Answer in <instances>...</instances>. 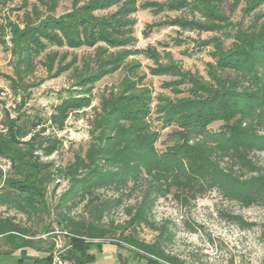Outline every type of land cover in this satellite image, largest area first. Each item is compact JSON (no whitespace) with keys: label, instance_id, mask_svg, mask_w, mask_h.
<instances>
[{"label":"trees","instance_id":"trees-1","mask_svg":"<svg viewBox=\"0 0 264 264\" xmlns=\"http://www.w3.org/2000/svg\"><path fill=\"white\" fill-rule=\"evenodd\" d=\"M239 1L233 0L231 6ZM241 1L245 14L264 5V0ZM41 2L47 5L49 14L37 22L25 15L22 27L13 22L0 25V42L6 46L5 34L9 35L10 47L6 50L15 56V77H3L10 81L13 92L30 88L24 78L33 71L35 60L46 68L49 79L71 71L75 89L53 108L51 126L62 131L71 113L90 106L91 91L97 82L122 68L126 74L102 95L84 154H75L73 161L62 167L53 168L52 161H41L57 152L62 143L55 136H44V128L32 133L41 125L40 118L24 114L10 118L3 109L2 121L8 130L0 136V155L9 159L11 169L4 180L0 172V208L13 209L29 221L35 220L42 226V234L51 239H36L35 228L23 226L13 216L0 215V242L7 248L4 255L17 253L25 257L31 251L36 254L32 264H54V229L44 225L42 216L49 214L47 185L55 178L68 183L63 203L72 200L74 206L85 202L90 216L73 220L62 215L56 222L68 239L59 258L71 264H92L96 257L89 250L101 253L108 246L129 247L144 264H185L165 252L163 240L170 233L166 226L151 220L154 203L167 195H172L180 206L189 207L207 192L216 191L243 208L264 209V166L256 160V154L264 152L261 16L255 15L254 22L243 28L230 22L222 9L223 0H72L71 10L55 17L52 12L56 0ZM111 8L116 9L110 14H97ZM138 9L155 15L190 9L198 19L177 17L160 24L220 34L202 42L213 49V62L206 65L207 79L182 70L173 61L161 63L154 47L130 48L136 41L135 20L130 16ZM32 13L38 18L36 7ZM157 26L146 25L143 35ZM226 41H230L228 46ZM63 47L92 48L94 52L79 68L76 56L66 61L67 52L50 50ZM137 54L153 61L149 67L152 76L175 78L163 83V88L177 94L179 86L188 85L189 95L153 97L142 83L144 76L137 74L139 65L127 63ZM152 115L162 129L172 128L169 137L173 144L163 152L155 147L160 132L153 128ZM214 123H220L217 130L209 127ZM103 191L115 195H102ZM123 199L133 200L123 207L128 219L117 226L102 224L103 216L121 207ZM224 217L242 229L255 226L239 215L225 213ZM141 225L159 232L154 242L145 243L135 236L136 227ZM261 237L264 239V232Z\"/></svg>","mask_w":264,"mask_h":264},{"label":"rangeland","instance_id":"rangeland-1","mask_svg":"<svg viewBox=\"0 0 264 264\" xmlns=\"http://www.w3.org/2000/svg\"><path fill=\"white\" fill-rule=\"evenodd\" d=\"M48 2L49 0H45ZM233 0H223L222 9L225 15L229 17L232 24L239 25L243 28L248 27L255 20L256 16H261L259 23L264 21V5L253 13L245 14L242 11L243 1L235 6H231ZM72 0H56V6L52 14L58 17L71 10ZM37 9V16L32 13L33 8ZM116 8L107 11H101L97 14H110ZM49 14L47 5L41 0H0V25L7 22L17 23L22 27V21L25 15H30L33 22L43 19ZM131 19L135 20L133 36L135 43L130 47L132 49H145L147 46L154 47L160 56L161 63L173 61L184 71L198 73L207 79L208 63L213 62L211 46H203L202 42L212 37L220 36L214 32H199L195 29H181L176 26H167L163 23L167 19L183 17L190 19L192 17L198 19V14L190 9L181 12H162L153 14L150 10L138 9ZM148 24L158 25L148 31L147 35H143V31ZM237 26V27H239ZM6 33V32H5ZM7 45L4 46L0 42V91L4 90L7 94L6 99L1 101L3 109L7 111L10 118L18 115H27L33 119L38 117L41 119V125L37 126L32 133L44 128V136H55L61 141L58 151L50 157L42 158L41 161L53 162V168L62 167L73 161V157L77 153L84 154L90 142V124L94 119L95 110L99 108L100 100L103 94L108 93L111 88L116 87L123 76L126 74L123 68L117 72L110 74L99 82H97L91 91V104L89 107L80 111L73 112L67 118L64 129L57 131L51 126L49 117L53 108L61 99L68 96L69 91L75 89L73 87L74 80L71 71L64 72L56 78L49 79L46 68L41 67L34 61L33 71L26 75L24 82L30 86L27 92L18 89L13 92L10 89V81L6 77H15L14 66L15 56L10 50L9 35L5 34ZM230 41L225 42L228 46ZM50 50L59 53L67 52L66 61L72 56L77 57L76 66L81 68L84 61H88V56H92L93 49L82 47L80 49L51 48ZM127 63L137 64L139 68L137 74L144 76L143 84L151 91L153 97L163 95L174 99L188 96V85L179 86V93H172L171 90L163 88V83L174 80L175 78L168 75L152 76L149 67L154 65L153 61L143 54H137L127 59ZM29 93V95H28ZM25 99L21 104V99ZM156 104L153 101L152 106ZM153 128L159 130L160 136L155 144L158 152H163L166 147L173 144L169 137L172 128L162 129L155 115H152ZM220 123L211 124V130H217ZM174 129V128H173ZM27 136L24 140H27ZM256 160L264 166V152L256 154ZM68 189V183L62 180H55L47 185V206L49 214L42 216L44 225H51L54 229L55 250L54 256L59 260L54 264H71L61 260L60 255L66 250L68 242L65 233L59 231L57 220L62 215H67L73 220L90 219L87 214V208L84 203L80 205H72V200L63 203L62 196ZM102 195H115L111 191H103ZM133 200L123 199L122 206L105 214L101 220L104 225H122L128 217L123 211V207L132 203ZM74 202V201H73ZM68 207V208H66ZM225 213L239 215L246 222L255 223V226L242 229L236 224H232L224 217ZM2 217H15L16 221L23 226L35 228L37 231L36 239L43 238L50 241L45 234H42V226L37 225L36 221H29L27 217L15 212L13 209L0 208ZM151 220L158 226L167 227L170 236L163 240V248L166 253L177 257L185 264H264V239L261 237L264 232V209L251 206L243 208L236 202L224 199L218 192H207L201 198L196 199L189 207H182L176 202L172 195L158 199L151 212ZM159 232L152 231L141 225L136 227L135 236L145 243H152L157 239ZM100 242V240H93ZM109 241V240H108ZM124 246V245H122ZM7 248L0 242V264H32L34 252H28L29 256L20 259L17 253L12 255H4L3 252ZM109 255L116 256L118 254V262L120 264H144L140 257L134 256L129 247L124 249H115V247H106L104 249ZM89 253L95 256L99 255L94 248ZM108 254H105L107 256ZM99 264H110V262H101V258L97 260Z\"/></svg>","mask_w":264,"mask_h":264},{"label":"built area","instance_id":"built-area-1","mask_svg":"<svg viewBox=\"0 0 264 264\" xmlns=\"http://www.w3.org/2000/svg\"><path fill=\"white\" fill-rule=\"evenodd\" d=\"M6 92L4 90L0 91V136L5 135L7 133V126L3 123V105L1 104V101H4L6 99ZM11 169V163L9 159H6L0 155V172L2 175V180L6 178L8 175L9 171ZM2 185V182L0 184V187ZM56 261H59L56 257H54V263Z\"/></svg>","mask_w":264,"mask_h":264},{"label":"crops","instance_id":"crops-1","mask_svg":"<svg viewBox=\"0 0 264 264\" xmlns=\"http://www.w3.org/2000/svg\"><path fill=\"white\" fill-rule=\"evenodd\" d=\"M104 249H106V247L104 248ZM103 249V251L101 252V253H99V255H97V256H95L96 258H95V261H94V263H92V264H99V263H97V262H99V261H97V260H99L100 258H101V262L102 263H105V262H110V264H120L119 262H118V260H117V258H116V256H113L112 257V255H109L107 252H105V250ZM105 254H108L107 256H105ZM116 254V253H115ZM27 256H29L28 255V253H27ZM20 259L22 258V257H19Z\"/></svg>","mask_w":264,"mask_h":264}]
</instances>
